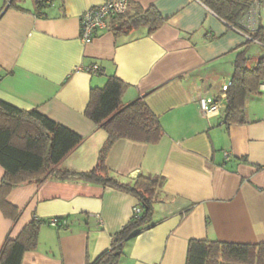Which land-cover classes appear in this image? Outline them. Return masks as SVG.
I'll list each match as a JSON object with an SVG mask.
<instances>
[{
  "label": "crops",
  "instance_id": "crops-1",
  "mask_svg": "<svg viewBox=\"0 0 264 264\" xmlns=\"http://www.w3.org/2000/svg\"><path fill=\"white\" fill-rule=\"evenodd\" d=\"M103 1L55 0L38 11L35 0H0V100L37 109L80 135L82 143L58 166L77 172L96 167L108 139L85 116L92 88L116 77L126 86L124 105L143 99L159 118L158 144L122 139L106 159L123 183L140 174L165 179L153 226L125 245L119 264H186L191 240L264 243V82L246 101L244 125L225 127L227 100L216 117L202 115L199 103L232 83L245 49L250 66L264 57V44L248 39L264 27V8L251 22L243 18L240 29L202 0H134L155 8L165 24L120 36L106 27L85 44L81 16ZM94 64L97 75L86 71ZM4 176L0 166V185ZM7 200L20 215L14 221L0 209V250L35 219L44 223L22 264H92L138 207L113 188L56 179L19 186ZM53 219L57 227L48 224Z\"/></svg>",
  "mask_w": 264,
  "mask_h": 264
},
{
  "label": "trees",
  "instance_id": "trees-1",
  "mask_svg": "<svg viewBox=\"0 0 264 264\" xmlns=\"http://www.w3.org/2000/svg\"><path fill=\"white\" fill-rule=\"evenodd\" d=\"M38 11L51 7L55 0H35ZM229 24L242 29L241 21L255 2L262 0H202ZM127 13L110 19L107 28L116 36L132 30L147 28L148 33L160 29L165 20L155 8L145 9L134 0H128ZM12 2V6L20 9ZM250 37L264 44V27ZM248 49L238 54L231 87L227 92L224 125H244L245 104L251 95L259 93L264 82V57L250 66ZM125 84L110 77L103 88H92L85 116L108 134L96 167L90 172L59 169L61 162L83 141L71 130L57 124L39 110H22L0 100V166L5 176L0 185V209L5 217L16 221L19 210L7 198L10 192L28 183L41 184L48 179L80 181L104 188H113L131 195L138 201L140 215L132 216L112 241V246L92 264H119L125 254V245L153 226L155 207L163 198L165 179L140 174L134 181L123 183L106 166L112 146L119 140L158 144L164 130L160 120L143 99L124 105ZM44 223L34 220L17 239L7 238L0 250V264H22L26 252L38 246L40 228ZM66 229H68L66 227ZM186 264H264V243L241 245L210 240H191Z\"/></svg>",
  "mask_w": 264,
  "mask_h": 264
},
{
  "label": "built area",
  "instance_id": "built-area-1",
  "mask_svg": "<svg viewBox=\"0 0 264 264\" xmlns=\"http://www.w3.org/2000/svg\"><path fill=\"white\" fill-rule=\"evenodd\" d=\"M128 7V0H104L102 4L88 9L81 16V40L85 44H91L96 39L98 31L101 29H105L110 19L122 16L127 13ZM260 7L264 8V0H262L261 5H259V2H255V5L245 16L246 21H253L258 13L257 9H259ZM248 39L251 40L252 38L248 37ZM252 41L257 42L255 40ZM86 71L91 75H97L99 74L100 68L97 64H94L86 69ZM230 87L231 82L224 84L220 90V95L218 97L199 98L202 115H204L205 117H216L220 115L221 110L225 105L224 101L227 100V92ZM134 214H136V216L138 217L140 215V209L136 208ZM48 224L53 227H57L59 221L57 219H53L49 221Z\"/></svg>",
  "mask_w": 264,
  "mask_h": 264
},
{
  "label": "rangeland",
  "instance_id": "rangeland-1",
  "mask_svg": "<svg viewBox=\"0 0 264 264\" xmlns=\"http://www.w3.org/2000/svg\"><path fill=\"white\" fill-rule=\"evenodd\" d=\"M262 20L264 22V9L262 10ZM254 40V39H251V41ZM249 56V55H248ZM251 56V55H250ZM253 63V62H252ZM255 64V63H254ZM254 64H251V66H253Z\"/></svg>",
  "mask_w": 264,
  "mask_h": 264
}]
</instances>
